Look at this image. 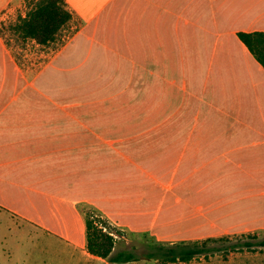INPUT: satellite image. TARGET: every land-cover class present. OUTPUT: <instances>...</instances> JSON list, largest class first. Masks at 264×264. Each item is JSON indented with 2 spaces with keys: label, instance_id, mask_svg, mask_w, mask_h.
I'll use <instances>...</instances> for the list:
<instances>
[{
  "label": "crops",
  "instance_id": "0c3cea01",
  "mask_svg": "<svg viewBox=\"0 0 264 264\" xmlns=\"http://www.w3.org/2000/svg\"><path fill=\"white\" fill-rule=\"evenodd\" d=\"M65 1L71 21L40 43L12 28L27 16L26 0H0V22H9L13 35L8 42L0 32L1 216L105 262L86 250L82 203L122 229L151 231L161 241L190 239L195 221L213 227L221 201L193 198L217 189L214 178H221L203 165L252 163L244 154L254 151L244 149L264 152V68L238 36L264 31V0ZM83 62L123 69L125 84L138 86V108L111 109L123 119L103 122L99 102L84 107L79 97L47 88ZM176 94L183 100L168 122L163 97ZM154 100L162 102L148 108ZM131 111L143 122L124 125ZM185 119L188 135L179 146L178 122ZM158 148L174 156L170 178L165 183L144 170L161 191L144 182L132 189L127 169L136 165L140 172L143 149ZM101 158L107 167L113 161L118 178L83 175V165L97 169ZM204 177L210 182L202 183ZM84 181L96 189L92 195L81 194Z\"/></svg>",
  "mask_w": 264,
  "mask_h": 264
},
{
  "label": "rangeland",
  "instance_id": "374dc122",
  "mask_svg": "<svg viewBox=\"0 0 264 264\" xmlns=\"http://www.w3.org/2000/svg\"><path fill=\"white\" fill-rule=\"evenodd\" d=\"M37 0H26L28 6L34 4ZM0 32L11 42L10 23L0 22ZM65 33V32H64ZM123 69H113L104 67L96 62H83L80 67L74 68L64 74L61 78L50 79L47 88L53 93H61L67 97L77 96L82 101L84 107L90 106L93 102H99V112L102 120L106 122L119 123L123 117L111 115L109 110L116 109L119 112L120 107L124 108L128 104L131 109H137L139 106V92L137 85L125 84V74ZM164 102L167 113L162 117L168 122L172 118V110L178 103H181L183 96L168 95L164 96ZM148 108H155L157 103L162 101L154 100ZM146 104V102H145ZM138 111H131L123 121L124 125L137 126L139 122ZM108 115V117H107ZM114 117V118H112ZM175 118V117H173ZM178 120H181L180 118ZM178 124L183 127L182 133H177L179 146L184 143L188 135V125L190 122L179 121ZM190 127V126H189ZM173 135L176 133H172ZM262 147H252L244 151H254L252 154L244 156L256 159L252 163H242L240 165L230 163H219L203 165V171H209L211 176L219 183L217 189L209 191L205 195H196L193 200L198 201H216V206H222L215 215L219 221L213 223V227L202 226L204 221H195L190 225V238L219 237L223 235L232 236L234 239L244 233H259L264 235V152ZM144 150V155L140 158L141 170L136 165L129 166L127 169V180L130 187L135 189V185L144 184L147 189L161 191V187L147 180L144 170L152 171L159 175L162 182H167L172 174L174 167V156L169 154L167 157L162 155L161 148L155 151ZM106 159H99L98 167L94 163L83 165V175L89 176L90 172H98L99 176L110 173L118 178L120 173L113 166V161L106 166ZM201 165H198V167ZM108 168V169H107ZM93 170V171H91ZM116 171V172H115ZM141 179L139 180V177ZM206 179V180H204ZM220 181V182H219ZM144 182V183H143ZM207 178H203L202 183H209ZM152 184V185H151ZM221 186V188H219ZM145 188V189H146ZM96 189L89 184L83 183L81 187L82 195H92ZM153 205L158 202V196L154 197ZM221 201V203L219 202ZM205 202V201H204ZM220 203V204H218ZM225 203V204H223ZM210 204V202L208 203ZM207 204V205H208ZM214 204V203H213ZM206 205V206H207ZM82 207H86L82 203ZM199 208H206L199 206ZM219 215V216H218ZM222 216V217H221ZM201 225V226H200ZM79 233V228H77ZM151 235L156 237L151 231ZM157 238V237H156ZM131 249L136 251L140 259L130 263L120 264H264V250L255 248L253 250H243L226 254L220 252L215 255L198 256L189 262H163L160 260H149L144 257L146 246L141 232H132L125 229V234L117 238L114 252ZM0 264H113L107 260L101 261L95 258L85 256L81 250L73 246H66L58 238L49 234L42 228L29 224L25 225L21 220L13 223L6 221L0 214Z\"/></svg>",
  "mask_w": 264,
  "mask_h": 264
},
{
  "label": "trees",
  "instance_id": "16d2710c",
  "mask_svg": "<svg viewBox=\"0 0 264 264\" xmlns=\"http://www.w3.org/2000/svg\"><path fill=\"white\" fill-rule=\"evenodd\" d=\"M26 17L14 25L24 37H32L40 43H48L55 39L57 33L72 19L65 0H37L30 5ZM241 41L264 68V31H241ZM79 206L84 218L86 250L113 264L130 263L140 259L136 251L120 250L116 253L117 238L125 234V229L114 225L108 217L91 204ZM146 246L144 257L149 260L163 262H189L195 257L209 258L220 252L233 253L259 248L264 250V235L244 233L234 239L232 236L190 238L176 242L161 241L148 231L141 232Z\"/></svg>",
  "mask_w": 264,
  "mask_h": 264
}]
</instances>
